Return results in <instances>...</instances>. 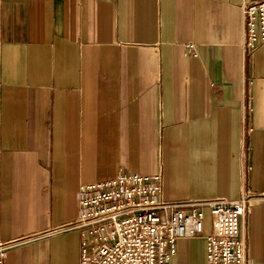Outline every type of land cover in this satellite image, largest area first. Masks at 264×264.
<instances>
[{
	"label": "crops",
	"instance_id": "obj_1",
	"mask_svg": "<svg viewBox=\"0 0 264 264\" xmlns=\"http://www.w3.org/2000/svg\"><path fill=\"white\" fill-rule=\"evenodd\" d=\"M0 0L3 264H79V187L161 174L167 201L264 193V51L243 2ZM264 264V206L247 218ZM204 234L168 264H207Z\"/></svg>",
	"mask_w": 264,
	"mask_h": 264
},
{
	"label": "built area",
	"instance_id": "obj_2",
	"mask_svg": "<svg viewBox=\"0 0 264 264\" xmlns=\"http://www.w3.org/2000/svg\"><path fill=\"white\" fill-rule=\"evenodd\" d=\"M240 11L245 62L264 51V0L243 2ZM79 195L80 214L72 225L83 235L79 264H168L179 240L203 236L206 215L212 225L204 236L207 264H249L247 218L253 208L264 206V193L247 190L236 200L167 201L161 174L121 172L81 185ZM28 240L0 242V264L9 249Z\"/></svg>",
	"mask_w": 264,
	"mask_h": 264
}]
</instances>
